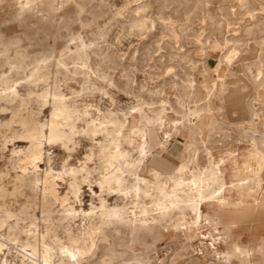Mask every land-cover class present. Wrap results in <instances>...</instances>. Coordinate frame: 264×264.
<instances>
[{
	"label": "rangeland",
	"instance_id": "1",
	"mask_svg": "<svg viewBox=\"0 0 264 264\" xmlns=\"http://www.w3.org/2000/svg\"><path fill=\"white\" fill-rule=\"evenodd\" d=\"M31 1L0 0V33L7 40L17 41L10 56L17 53L25 55L23 69L10 67L3 63L0 56V78L1 73L13 76L20 97H26L28 90L35 92L23 107V116L33 115L40 123L47 122L51 118L52 94L55 90L61 94L63 92L65 102L68 101V105L81 113L86 112L89 118L101 117L108 111L119 115L128 112L136 115L134 110L137 106L143 107L152 116L165 108L163 131L167 134L157 130L158 138L166 140L165 146L162 149L151 147L152 153L146 160V170L141 172V176L153 180L149 169L155 165L153 158L160 154L167 158V164L155 166L163 175L174 172L179 162L188 161L184 173L190 177V171L195 166V160H192L194 153L199 166L204 167L207 164V150H210L215 160L221 157L225 159V194H234V191H228L230 182L246 177L250 172H234L228 152H233L241 163V156L248 155L252 150L250 136L253 133L249 131L253 128L252 119L264 132V0H33V4ZM139 20L144 22L143 26L136 24ZM231 51L235 59L228 64L224 56ZM60 58L65 60L66 70L59 74L56 62ZM44 64L48 74L46 81L28 85L26 80L32 70ZM258 68L261 70L259 76ZM258 81L261 83L258 84ZM235 87L241 88L245 95L239 105L229 99ZM42 91H46L45 100L37 97ZM18 102L19 99L10 104L0 103V188L8 185V192L15 185L18 186L15 183L17 177L22 173L32 175L33 171L31 165H27L26 170L21 167L22 154L17 153L18 148L28 146L27 140L20 136L21 126L18 123L7 126L12 108ZM195 110L197 113H193ZM256 112L260 115L257 119L253 118ZM212 116L222 122L220 129L210 131ZM127 117L130 123L134 121L130 114ZM77 123L83 126V121L78 120ZM193 140L196 147L189 146ZM16 146L18 148L14 151ZM90 146L88 138L79 137L68 160L78 166L84 161ZM125 146L131 149L129 145ZM64 154L67 155V152ZM64 154L60 147L45 143L44 161L41 159L38 163L41 177L46 169L51 168L53 172L62 170L66 160ZM253 165L256 168L255 162ZM235 173L239 176L236 177ZM260 175L264 179V166ZM67 180L57 179L55 188L58 200L54 201L51 196L47 199V202L53 201L50 202L53 224L48 221L44 223L42 181L35 188L38 192L24 187L17 195L6 198L7 204L17 214L21 209L30 208L23 214L24 218L22 215L21 218H12L9 223L12 225L18 221V227L26 231L30 227L44 232L46 228H58L59 223L58 231L61 234L67 224L70 228L72 226L73 231H78L85 224L84 220L76 218L72 222H58V216H63L64 208L68 205L76 210H88L92 205H99V189L95 184L83 183L80 196L75 198ZM105 197H109V204L114 202V198ZM144 201L148 204L149 199L145 198ZM203 211L212 217L216 215L215 207L206 206ZM192 217L193 214L188 212L186 219L191 221ZM34 218L37 219L36 223L33 222ZM222 222L224 220L216 225L203 224L200 227L199 231L207 236L206 239L193 236L194 227L182 233L169 228V222L165 221L155 232L145 231L142 234L129 229L120 233L108 232V243L121 252L120 256L112 261H99L105 257L102 255L103 242L99 241L100 237L99 248L92 261H83L82 264H191L193 259L200 256L199 242L203 240L209 243L211 236L221 237L217 245L221 251H229L231 245L236 243L253 252L249 262L241 263L238 257H233L230 264H254L257 261L264 264L258 250L264 241V209L254 208L227 226ZM210 250L202 261L219 264L211 256ZM16 254L15 250H11L8 257L14 256L17 260ZM58 259L57 256L54 258L55 263Z\"/></svg>",
	"mask_w": 264,
	"mask_h": 264
},
{
	"label": "bare ground",
	"instance_id": "2",
	"mask_svg": "<svg viewBox=\"0 0 264 264\" xmlns=\"http://www.w3.org/2000/svg\"><path fill=\"white\" fill-rule=\"evenodd\" d=\"M262 9L264 8L262 7ZM136 24L143 26L144 22L139 20ZM16 44L17 41L13 39L7 40L0 33V56L3 58V63L8 64L10 67L15 66L17 68H22L25 65V55L17 53L15 56L12 55L13 57L10 56V51L16 47ZM224 58L228 64H231L234 58V52L231 51L227 53ZM56 65L57 73L60 74L66 70V62L64 59H58ZM1 74L0 103L5 102L10 104L19 99V102L17 103L18 106L11 107L12 115L7 122V126L11 127V124L18 123L22 129L20 136L28 142V146L20 149L16 146L14 151L18 148L17 153L22 154L20 158L22 168L26 170L27 165L33 167L32 175H26L23 173L21 176L18 175V182L17 180L15 182L18 186L16 187L15 185V188L12 189V191L8 192V189H6V186L8 187V185L0 188L1 264H82L83 261H92L96 250L99 248L98 239L100 237L101 239H99V241L103 242L102 255H105V257H99L101 258L99 261H112L115 257L120 256L121 252L114 250V248L108 243V232L120 233L124 229H129L132 232L142 234L145 231L155 232L158 230V227L162 226V222L165 221L167 223L169 222V225L167 224L169 228L171 227L175 231L182 233L191 231L194 227L195 230H193L194 234L192 235L198 236L200 239H206L207 236L199 231L203 224L216 225L220 220H224L222 223H225L227 226L229 225V222L237 220L242 215L252 212L254 208L264 209V179H262L260 175V171L264 166V132H261L258 129V122H255L254 119L251 120L253 128L252 130H249L253 133V135L250 136L252 150L249 151L248 155L241 156V163L233 152H228V155L231 157L230 164L233 171L237 173L247 171L250 172V175L237 178L236 181H231L228 186V191H234V194L226 195V161L222 157L215 160L210 150H207V164L204 167L199 166L198 161H196L198 157L194 153L192 160H195V166L190 171V177H186L184 173L188 161L179 162L174 172H171L166 176L163 175L156 166L157 164L160 166L167 164V158L160 154H157L155 158H153V163L156 166L154 165L150 169L148 168L153 176V180L141 176V172L146 170V160L149 158L148 156L150 155L151 147H159L162 149L165 146L166 140H160L157 135V130L163 131V128L165 127V108L162 107L163 109L161 111L150 116L145 112L143 107L137 106L135 107L134 113H136L138 118L130 112L119 115L111 111L102 114V116L98 118H89L86 112L81 113L78 109L68 105V101L66 103L65 98L62 95L63 92L61 94L55 90L52 94L51 118L45 123H40L33 115L26 117L22 114L23 107L27 105L30 97L35 94V92H33V90H28L26 97H20L19 90L16 87V79L11 75H6L4 73ZM260 74L261 70L258 68V76ZM47 76L48 74L46 72L45 64L41 66L39 65L32 70L26 82L28 85H36L39 82H45ZM257 83L260 84L261 81H258ZM46 96V91L37 94V97L42 100H45ZM244 97L245 95L243 94L242 89L235 87L229 99L239 105L244 100ZM193 113H197V111L195 110ZM129 114L134 120L131 123L127 117ZM258 116H260L258 112L253 113V118L255 117L257 119ZM78 120L83 121V126L78 125ZM221 124L222 122H219L215 116H212L210 131L220 129ZM147 125L152 128H147ZM164 133L167 134V132ZM148 135H150V140L147 138ZM79 137L88 138L91 142V146L84 161H80L81 163L78 166H74L68 158L71 155V151L76 147L77 139H79ZM192 142H194V145ZM192 142L189 146L196 147V141L193 140ZM45 143H48V146L56 145L57 148L60 147L63 154L64 152H67V155L64 154L66 160L63 164L62 170L53 172L51 168L48 170L46 169L42 174L43 177H41L42 172L40 173L38 170V163L43 157ZM126 144L131 146V149H127L125 146ZM194 149L196 150V148ZM12 162L13 161L11 160V163ZM253 162L257 164L256 168L254 167ZM91 163L94 165L91 166ZM11 166L13 167V165ZM0 172L2 173L1 170ZM8 174L11 175L9 172ZM235 176L237 177L239 175L235 173ZM65 178L68 179L67 182L69 181L70 192L75 198L80 196L81 185L83 183H87L88 185L95 184L99 189V205H92L88 210H84L83 208L76 210L74 206L68 205L64 208V212L62 213L63 216H58V222H72L75 221L76 218H80L82 221L84 220L85 224L82 223L83 226L78 228V231H73L71 229L72 226L70 228L67 224V226L64 225L65 227L62 226L65 229L63 234H61L58 231L59 226H61L60 223L58 224L59 226L57 225L58 228H46V230H43L44 232L38 231L37 229H30V227L28 228L29 230L26 231L18 227V221L12 225L9 223L10 219L17 218L18 216L21 218L22 215L24 218L23 214L28 210L29 206L26 210L21 209L20 213L17 214L7 204L6 198L10 195L11 197H13L12 195H17L20 189L24 187H27L26 189L29 188L34 192L39 181H42L41 190L43 191L44 201L42 202L41 210L44 214L43 218L46 220L44 223L47 221L51 223L54 222L52 218L53 215L51 216V203L53 201L51 202L50 200V203L47 202V199L48 196H51L54 201L58 200L55 188L56 182L57 179ZM8 183L10 182L8 181ZM38 191L39 190H37V192ZM92 192L93 194H96L95 191L92 190ZM105 196L114 198V202L109 204L107 199L109 197ZM234 196L236 197L233 198ZM145 198L149 199L148 204L144 201ZM206 206L216 208L215 217L204 213L203 208ZM188 212L193 214L191 221L186 219ZM33 220L32 221L36 223L37 219L34 218ZM45 226L47 225L45 224ZM6 228H8L7 232ZM220 240L221 237L215 238L212 236L209 243L201 240L198 246V254L200 256L193 259L191 264H207L202 260L209 253V249H211V256H213L219 264H230L233 257H238L241 263L250 261L251 255H253L252 251L244 249L236 243L231 245L229 251H221L217 246ZM11 250L16 251V255L18 256V259L16 258L17 260L13 258L14 256L12 258L8 257ZM258 250L264 258V241L262 247ZM56 256L59 258L57 263L54 261ZM254 264L259 263L257 261L254 262Z\"/></svg>",
	"mask_w": 264,
	"mask_h": 264
}]
</instances>
